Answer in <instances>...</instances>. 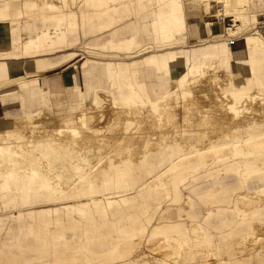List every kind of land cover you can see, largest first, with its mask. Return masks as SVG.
<instances>
[{"label":"bare ground","instance_id":"obj_1","mask_svg":"<svg viewBox=\"0 0 264 264\" xmlns=\"http://www.w3.org/2000/svg\"><path fill=\"white\" fill-rule=\"evenodd\" d=\"M6 1L0 0V42L9 41L8 31L16 23H23L25 54L37 56L59 47L45 40L41 24H38L44 17L52 19L56 28L60 29L63 22L68 30H75V14L61 10L57 4L32 0L25 8ZM52 1L67 4V0ZM75 1H70L71 6ZM83 5L91 7L92 15L99 19L97 27L91 25L90 28V20L86 21L82 14L83 37L110 30H114L112 36H121L122 30L129 29L128 47L140 36L144 37V43H150L160 31L165 32L166 40L176 42L183 38L184 29L189 36H196L210 33L209 28L224 27L236 36L252 27L251 16L256 24L264 16V0H85L78 4V10L81 6L84 9ZM143 11H146L149 25L141 26L138 20L130 22L129 13L140 15L143 20ZM226 22L232 24L226 26ZM56 36H63L61 29ZM191 50L179 48L150 53L129 64L85 61L86 66H92L87 69L89 72L98 73L109 84L111 93L108 96L100 94L101 103H96L100 84L88 83L82 90L75 81L67 88L66 99L65 91L56 81H52L49 88L40 89L38 79L23 80L31 74L53 70L75 58V54L57 64L37 61L0 73L2 83L12 81L14 84L6 85V91L0 96L1 109H4V116L0 117V200L3 205L17 207L51 202L66 195L91 197L92 213H87L82 204L67 208L86 220L85 227L93 225L89 231H79V239L86 241L82 248L71 251L73 264L80 251L94 254L95 247L100 253L109 254L110 261L135 257L141 252L150 255L146 258L148 264L189 261L188 256L200 252V244L190 241L181 227L170 228L173 235L159 233L158 227L148 233L147 226L125 230L109 218L131 217L121 211L134 209L142 202L145 206L153 197L161 201L165 189L178 193L180 186L194 178L200 167L213 160L227 161L228 167L225 171L214 172L213 182H205L200 189L195 185L198 191L213 192L200 196L199 204L188 210L191 221L199 224L202 208L209 206L202 226L209 230L214 228L220 235L227 225L235 224L230 217L236 212L229 214L230 197L215 194L237 191L241 185L254 199L253 209L247 217L241 218L243 231L247 232L241 240L242 246L253 249L256 241L264 237L262 90L247 77L242 84L232 81L229 74L222 73L220 66L215 64L207 68L194 67ZM191 67L196 74L191 72ZM76 73L73 71L68 77H75ZM151 75L157 80L155 84L146 81ZM129 76L134 78L130 83ZM54 95L59 99L63 97L66 106L54 101ZM47 96L53 100L52 109L60 112L56 116L46 112ZM10 97L24 109L22 114L9 116L6 100ZM71 106L73 110L67 109ZM29 109L31 113L26 111ZM250 158L263 162L258 167L250 163ZM116 194L113 200L111 197ZM94 196L101 198L95 200ZM176 199L175 202L180 201V196ZM188 199L184 205L192 201ZM52 212L57 210L44 209L40 214ZM182 213L181 210L166 211L172 221L183 217ZM208 216H213L214 221ZM133 221H139L138 217H133ZM152 221L153 218L149 226ZM110 225L109 232L98 233L99 229ZM189 230L196 240L204 237L202 255L208 264L217 262L215 256L225 255L221 247L212 248L215 245L213 236L201 234L195 226ZM46 234L20 247L17 258L48 257L69 249L70 244L65 243L64 248L58 245L57 241H62L61 234L51 238ZM232 235L230 232L226 238ZM146 239L148 244L143 242ZM143 264H146L144 258Z\"/></svg>","mask_w":264,"mask_h":264},{"label":"rangeland","instance_id":"obj_2","mask_svg":"<svg viewBox=\"0 0 264 264\" xmlns=\"http://www.w3.org/2000/svg\"><path fill=\"white\" fill-rule=\"evenodd\" d=\"M71 0H67V4L58 2L55 3L52 0H43V2H49V3H54L57 4L59 6V8L61 10H70L72 13L75 14L76 18H75V22H76V27L75 30H79L80 28V24H79V19H82V14L85 15L86 21L90 20V22L88 23V27H97L98 18H95L94 15H92V13H94L93 9L91 7H87L83 5L84 9L78 10L77 6L78 4H83L85 2V0H76L74 2L75 5L71 6L70 3ZM9 4H13V5H20L17 2H14V0H7L6 1ZM91 10V12L88 11ZM35 11V10H33ZM130 15V22H133L135 20L139 21V25H143L146 26L149 25L150 21L146 20L145 18V14L146 11H143V20L141 19L142 16L140 15H133L131 13H129ZM129 18V19H130ZM39 19V18H38ZM123 19V18H122ZM126 19V18H125ZM123 19V20H125ZM122 20V21H123ZM20 20H18L19 22ZM228 21V20H227ZM250 21L252 24L251 28L245 29L243 31H241L240 34L238 35H233L231 34V32L227 31L224 27H219V28H209L210 29V33L206 34V35H196V36H189L187 29H184L183 31V38L181 40H179L178 42L176 41H170V40H166L164 38L165 36V32L164 31H160V35H158L157 38L153 39L152 42L150 43H144V37L142 38V36L138 37L135 40V44H132L131 46H127L126 42L128 41V39H130V35H121V36H112L114 30H110V31H106V32H101V33H94V34H90L86 37L82 36V32H81V42L77 43H70L67 45H61L59 44V47L57 49H60L62 47L65 48H71L67 51L64 52H59L55 55L50 56V58H53L55 60L61 58L62 56H65L69 53H74L76 55L75 58L71 59L70 61H67L61 65H58L57 67H55V69L53 70H44L42 71V73L38 72V73H34L31 74V76L29 77H25L23 78V80H28V79H33L36 78L38 80L40 79H44V80H48V79H52L51 81H54L53 79H57L56 83L57 86H60L61 89L64 92L65 98L67 99V88L75 83V81L78 82V85L80 87V89L83 90V88L85 87V85L89 84H100L101 88L99 89V91L97 92V96H96V103H101V99L99 98L100 94H103L105 96H108V93H111L109 84H107V81L102 79L100 77V75L98 73L95 72H89L87 69H90L92 66L89 65H85V61H90V60H96L94 62H99L101 61L102 63H125V64H129L132 61H139L141 58H143L144 56L150 54V53H161L164 52L166 50H171V49H179V48H185V49H195V48H204L206 45L205 44H211V43H216V44H226L229 43L230 47L232 50L234 51H238V55H231L229 53H224L222 58H225V62H230L231 64H235L238 63L239 65H242L244 62L246 63V65H248V67L250 68V75L253 78H259L260 81L258 82V86L259 88H261V90H264V52L260 49H246V48H242V35H249L252 34L253 32H251V30L253 28H256V30H264V16L260 17V21L259 23L256 24V21L253 20V17H250ZM95 22V24H94ZM38 24L40 25L41 23L38 22ZM231 22H226V26L227 25H231ZM21 25V27L23 26V23H16L13 28H11L9 31H11L12 29H14L16 26ZM8 31V33H9ZM8 33L6 34V36L8 35ZM23 34V32H22ZM104 34H108L107 37L108 38H99L101 36H103ZM8 37V36H7ZM238 37V38H237ZM9 38V37H8ZM88 38H93L91 40ZM234 38V39H233ZM25 37L23 34V38H22V42L24 41ZM84 43L85 45L90 44L93 47H99L102 50H115L117 52H120L118 54H113V53H96L93 51H90L89 49H83L81 46V43ZM9 41H2L0 42V44H8ZM21 48H22V43H21ZM56 50V49H54ZM33 50L29 51L32 52ZM1 52V50H0ZM3 52V51H2ZM51 52V51H50ZM11 55H14L13 57H10L12 59H20V58H36V57H41L44 54L41 55H37V56H33L32 53H28L25 54L24 50L22 49L21 52L19 53H11ZM5 56V55H4ZM255 58H259L262 60V63L260 65H256L253 63ZM130 60V61H129ZM129 63H126V62ZM209 62H211L210 60L205 61L206 64H209ZM216 65L222 67V65H224V63H219V61L216 60ZM196 63L198 64H204L202 59H199L196 61ZM128 67V66H127ZM139 67V66H138ZM130 67H128L129 69ZM141 69V66L139 67ZM86 69V70H85ZM191 72L193 74H196V70H194L192 67L190 68ZM73 71H77L76 76L75 77H68L69 73H72ZM131 70L128 71V73ZM221 71L224 73L226 72L224 68L221 69ZM263 75V78H260L259 75L261 74ZM45 77V78H43ZM129 83L132 82L134 80V78H132L131 76H129ZM97 78V79H96ZM137 78H135L136 80ZM146 81L148 82V84H155L156 83V79L151 75L149 78L146 79ZM10 84H12V81H6L3 83L0 81V96L6 91L5 90V86H9ZM132 84V83H131ZM14 85V84H12ZM6 86V87H7ZM14 99V97H10V99H7L6 103H7V111L9 113V116H18L20 114H22L21 112L24 111L23 108L20 107V105L18 103H16L15 101H13L12 99ZM48 99L47 102V109L46 112L51 115V116H56L57 114H59L57 111H55L53 108V100L55 101H60L63 106H66L65 104V100L63 97H61L59 99L58 95H54L53 100L51 98V96H47L46 97ZM15 100V99H14ZM2 103V102H1ZM61 103H56L57 105H60ZM38 109V108H37ZM69 110H73V106H71V108H67ZM54 110V111H53ZM28 113H31L30 111H27ZM36 112V111H35ZM39 115V114H38ZM1 116H4V109H1ZM258 130V129H257ZM232 160V159H229ZM250 163L251 164H255L256 166L260 167V165L262 164V159H253L250 158ZM237 162L240 163L239 160H237ZM228 162L227 161H222L221 163L216 162V161H207L205 163L204 166L200 167L195 175L194 178H190L189 182H187V184L180 186V191L177 193H175L174 191L169 192L168 189L164 190V196L162 197V200L159 201L158 198L153 197L152 199L148 200L146 202V205L143 206V202L139 205H137L134 209H123L121 212H124V214L129 215L131 217L129 218H120L117 219L116 217H110V221L114 222L115 225H117L118 227H122V229L128 230V229H136L139 227H143L145 228L146 226L148 227L147 232L151 233L152 230L154 228H152V226H154V222H155V214L161 209L162 205H164L165 203L167 204H180V206H182L181 211L184 213L186 211V213L188 214V210L191 209L192 207L194 208L196 206V203L199 204V197L203 196L205 197L206 195L210 194L213 191H202V190H197L195 185H197V188L200 189L203 184H205V182H213V177L212 174L216 171H225V169H227L228 167ZM241 165V163H240ZM159 172V171H158ZM241 175V172H239ZM232 179V178H231ZM254 182V181H252ZM242 186L240 185V189L237 191H228L225 193H218L215 194L217 196L221 195L222 198L225 197H230V199L232 200V204L230 205V211L229 214L232 215L233 212H236L235 214L232 215V217H230V220H233V225H230L228 227V225L223 229L224 230H230V232H233V235L230 238H226L225 236H218V235H211V233L209 232V229H206V226H202L200 223H195L192 226H195V228L199 229L201 234H206L207 236H213V240L212 243L215 242L216 239L221 240V248L224 249V251L226 252L225 255L223 256H215L214 260H216L217 262L215 264H245V263H239L242 259L244 258H255V261L257 264H264V237H262L261 239L259 238L258 241H256V245H253V249H251L249 246L243 247L242 246V239H245V235L247 234L246 231H243V224H242V217H247L248 213L253 209L254 204H253V200L252 199V193L247 192L246 190L241 188ZM208 190V189H207ZM182 192H187V194L189 195H193L194 197H196L195 199H192V201L188 202L187 204L184 205V201L182 198ZM117 194L115 196H112L111 198L113 200H115L117 197ZM177 196H180V201L175 202L177 199ZM188 196V195H187ZM130 197H134V195H131ZM151 197V196H150ZM190 197V196H189ZM101 198V196L96 197L94 196V199H98ZM103 198H106L103 197ZM242 198H244V200H242ZM91 197H72V196H68L66 195L64 198L62 199H55L51 202H40V203H36V204H29V205H19V206H7V205H3L2 201L0 200V239L4 240L6 238H8V235L11 234V236H13V232H9L7 235V232L9 229H12L14 227H16V223L23 225V227H20V229L17 231V236L16 238H14L15 241L19 242H23L25 240H30V243H34L35 239L39 236H43V233H47L45 236L48 238L51 237H55L56 234H61L62 236V241L57 243L58 245H63L64 248V244H79L81 241H83V243L86 241L84 238H80V234L79 231H84V229L86 230H90V228L93 225H88L85 227V223L86 220L83 219V217L78 214L77 212L72 213L71 210L67 209L69 206L74 205V204H82L84 205V209L85 211H87V213H92L93 209H91L89 207V204L91 203ZM164 199V200H163ZM189 200V199H187ZM105 201V199H104ZM161 202V206L157 208L158 204ZM86 204V205H85ZM183 204V205H182ZM44 209H56L57 212H52L49 215H43L40 214L41 210ZM205 209V210H204ZM202 210H204V212H208L210 211L209 206L208 208H202ZM182 213V215H183ZM6 217L8 216L7 219H9L8 221L4 222V219H2L1 217ZM137 216L138 220L136 223H134L133 221V217ZM206 214L204 216L201 215V218L205 217ZM87 217V215H86ZM153 218L152 224L149 226L148 222L151 221V219ZM163 218H166L168 221H172L168 218V216L165 214H163ZM188 218L190 219V216L188 215ZM209 220L212 222L214 221L213 216H208ZM191 220V219H190ZM110 222V223H111ZM193 222V221H192ZM2 224V225H1ZM112 224V223H111ZM28 226H38V228H32L29 229ZM111 225L108 228L105 229H99L98 233H107L111 230ZM156 227H158V232L162 233L165 232L168 235H173V231L169 229H162L160 226L156 225ZM69 228H75L76 230H72ZM182 228V227H181ZM31 230V231H29ZM77 230H78V234H77ZM211 231L215 232V229H210ZM190 231V230H189ZM203 231V232H202ZM229 232V233H230ZM73 234V235H72ZM192 234V233H191ZM193 235V234H192ZM194 236V235H193ZM218 236V238H217ZM264 236V235H263ZM195 238V236H194ZM106 239H104L105 241ZM91 241V240H88ZM145 243V240L143 241ZM142 242V243H143ZM193 242H197L199 243V248H200V252L190 255L188 256V258L190 259L189 261H183V262H179L178 264H188V262H191L194 260V258L196 257L197 259L201 260V263L199 264H208L206 261V258L202 255V253L205 250L204 247V237L203 236H199L196 240H193ZM52 243V241H51ZM143 243V244H144ZM150 243V242H149ZM145 244H148L145 243ZM252 246V245H250ZM24 247V246H23ZM94 247V245H93ZM8 248V247H7ZM214 248V247H212ZM73 249H76L74 247H69V249L62 251L61 253L57 254V255H50L48 257H34V256H26L25 258H17L18 257V251L16 253H13L11 251V249H6V251L0 249V264H5L7 262L11 263V264H33L35 262H37L36 260H43V259H47L50 258L52 260L53 264H73L70 260V254L71 251ZM96 252L94 254H90L89 252H86L85 250L80 251L77 262H75V264H80L83 262V264H88L92 262H94V264H117L118 262L122 263V264H143V258L145 260V263L148 264V261L146 258H148V256H150L148 253H139L138 255H136L135 257H128V258H120L117 261H110L109 258V254L107 253H100L98 251V248L95 247ZM214 251V250H213ZM10 259V262H8L7 260ZM241 259V260H240ZM222 260V261H220ZM46 261V260H45ZM69 262V263H68Z\"/></svg>","mask_w":264,"mask_h":264},{"label":"crops","instance_id":"obj_3","mask_svg":"<svg viewBox=\"0 0 264 264\" xmlns=\"http://www.w3.org/2000/svg\"><path fill=\"white\" fill-rule=\"evenodd\" d=\"M14 2H17L18 4L23 5L26 8L29 6V3H31L32 0H14ZM88 11L91 12V10H89V8H88ZM30 12L36 13V11H33V10H31ZM79 24H80L79 30L70 31V30H68V28H66L64 26V24L62 22L60 24V29L62 30V34H63V36L61 38L59 36H56L57 33L60 31V29L56 28V23L52 19H47L46 17H44L41 21V28L44 32V38L46 41H52L55 44L67 45V44L74 43V42L80 43L82 41L81 40V32H82L81 26H82V24H81L80 19H79ZM94 24H95V22H94ZM122 32H124L125 35L130 34L129 29L122 30ZM251 32H253V33L249 34V35L248 34L242 35V38H241L242 39L241 40L242 41V43H241L242 48H246V49H254L255 48V49H260L264 52V30L259 31V30H256V28H253L251 30ZM107 35L108 34H104L103 36H101L99 38H108ZM7 36L9 37V43L8 44H0V50H1V52H0V73L6 72L9 70H13L14 67L19 66V65L25 66L26 64H29L31 62H37V61H44V62H47L48 64H57L60 60L64 59L65 57H68L69 55L74 54V53H69L65 56H62L61 58H59L57 60L50 58V56H52V55H55L59 52H64V51L71 49V48L62 47L60 49H56V50H53L51 52H48L41 57L12 59V58L8 57L9 54L19 53L22 50L21 43H22L23 34H22L21 25H18L14 29L9 31ZM88 39L91 40L93 38H88ZM91 41H93V40H91ZM205 45L206 46L204 48H195V49L191 50V51H193L191 64L194 67L202 66V67L207 68L208 66H210L212 64L216 65V63H217L216 60H217V61H219V63H224V65H222V67H220V68L225 69L226 72H224V73H228L230 76V79L232 81H238L240 84H242V80L247 77L251 83H253L255 86L256 85L258 86V82L260 81V79L259 78H253L250 75V72H251L250 68L248 67V65H246L245 62L242 65H239L238 63H235L233 65L230 62H225V58H222L224 53H229V54L234 55V56L238 55L237 52L239 50L238 51L232 50L229 43H226V44L211 43V44H205ZM81 46L84 50L89 49L90 51H93L96 53H104V54H107V53L118 54V53H120V52H117L115 50H105L104 51V50L100 49L99 47H93L90 44L85 45L83 42L81 43ZM120 54H122V53H120ZM4 55H7V56H4ZM199 59H202L204 64L196 63V61ZM207 60H210L211 62H209V64H206L205 61H207ZM90 61H96V60H90ZM5 62H7V63H5ZM99 62H101V61H99ZM126 63H129V62L127 61ZM253 63L256 65H260L262 63V60L259 58H255ZM259 76H260V78H263L262 74ZM51 80L52 79H48V80L40 79L39 82L37 83V86L40 89H47L51 86V82H52ZM53 80L57 81V79H53ZM260 96L264 97V90L261 91ZM12 100L14 101V99H12ZM26 111L31 112L30 109L26 110ZM0 117H1V105H0ZM181 194H182L183 200H187L189 196H190V198H193V199L196 198L193 195L187 194V192H182ZM181 208H182V206H180V204H167V203H165L164 205H162L161 209L154 216L155 222H154V224H153L154 226H152V228L156 227V225L160 226L162 229L182 227V230L185 231L187 238L190 241H193L194 236L191 234L189 229L192 225L195 224V222H192L188 218L189 214H187L186 211L183 213V217H181L180 219H177V220L168 221L166 218H163V214H165L167 210H170L172 212H178L179 210H181ZM204 210H201L202 216H204L206 214L204 212ZM1 218L4 219V222L9 220V219H7L8 216H7V218L4 216ZM199 223H201V225L204 224L203 217L201 218V221H199ZM20 227H23V225L16 223V227L8 230L7 235L9 232H13V234H12L13 236H11V234H10V235H8V238H6L4 240L0 239V249H2L4 251H6V249H11V251L13 253H16L20 247L27 246L30 244V240H25L23 242H21V241L17 242L14 240V238H16V236H17L16 234H17V231L20 229ZM27 227L31 230H32V228H38V226L37 227L36 226L30 227L28 225H27ZM206 229H207V226H206ZM31 230H29V231H31ZM228 231L229 230H224V231L220 232V236L221 235H223V236L227 235L229 233ZM209 232L211 233V235H218L217 232H214L211 230H209ZM218 236H217V238H218ZM147 242H148V240L146 239L145 243H147ZM214 244H215L214 249L215 250L218 249L221 246V240L216 239ZM60 246H62V245H60ZM70 247H74V248L81 247L82 248L83 247V241L80 242V245L72 244V245H70ZM7 261L10 262V259ZM36 261L37 262H35L33 264H53L52 260L50 258L43 259V260L37 259ZM220 261H222V260H220ZM199 263H201V260L197 259L196 257L194 258L193 261L188 262V264H199ZM239 263L257 264L255 261V258H244ZM5 264H7V262ZM8 264H11V263H8ZM80 264H83V262ZM88 264H94V262L91 261V263L88 262ZM120 264H122V263H120Z\"/></svg>","mask_w":264,"mask_h":264}]
</instances>
